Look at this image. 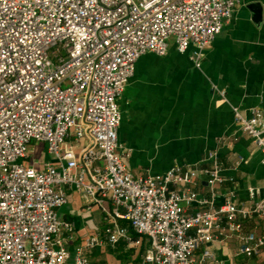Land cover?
<instances>
[{"label": "built area", "instance_id": "2783aa9c", "mask_svg": "<svg viewBox=\"0 0 264 264\" xmlns=\"http://www.w3.org/2000/svg\"><path fill=\"white\" fill-rule=\"evenodd\" d=\"M239 0H0V264H90L97 237L75 247L72 260L62 233L72 231L58 209L74 187L89 201L110 199L133 231L116 222L105 229L121 238L148 240L150 264H212L206 245L236 237L239 253L261 254L264 196L251 205L226 198L218 206L199 199L194 186L207 176L224 182L220 167L174 165L134 174L119 151L120 98L147 52L165 55L173 40L185 53L204 51L222 31ZM235 121L262 152L264 114L234 107ZM81 139H87L81 143ZM43 143L52 160L28 162L30 146ZM255 191L250 190L253 199Z\"/></svg>", "mask_w": 264, "mask_h": 264}, {"label": "crops", "instance_id": "0c3cea01", "mask_svg": "<svg viewBox=\"0 0 264 264\" xmlns=\"http://www.w3.org/2000/svg\"><path fill=\"white\" fill-rule=\"evenodd\" d=\"M195 47L180 53L173 40L165 55L143 54L136 62L120 98L119 151L127 154L130 170L136 175L153 174L174 165L220 167L224 182L215 189L201 175L194 190L208 203L218 206L226 198L251 205L264 196V161L253 139L235 121L234 107L249 115L251 109L264 114V0H239L232 18L204 51L196 66ZM87 139H81L85 143ZM52 160L43 143L30 146L28 162L38 168ZM250 190L255 191L253 199ZM67 202L59 217L73 230L62 238L72 260L75 247L89 237L97 244L86 254L90 264H150L145 261L148 240L141 244L121 238L112 245L105 229L116 222L137 237L129 221L117 216L110 199L89 201L74 187L67 186ZM244 231L264 234L256 218L244 222ZM212 264H264V248L259 255L239 253L240 241L229 237L211 241Z\"/></svg>", "mask_w": 264, "mask_h": 264}]
</instances>
